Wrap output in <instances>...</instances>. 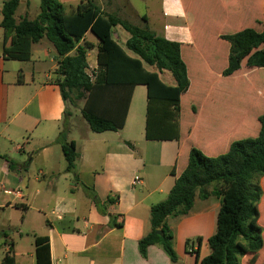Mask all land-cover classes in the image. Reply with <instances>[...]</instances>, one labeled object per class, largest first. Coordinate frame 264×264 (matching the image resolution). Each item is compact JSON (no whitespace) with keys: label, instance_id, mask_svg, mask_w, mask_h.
<instances>
[{"label":"crops","instance_id":"crops-1","mask_svg":"<svg viewBox=\"0 0 264 264\" xmlns=\"http://www.w3.org/2000/svg\"><path fill=\"white\" fill-rule=\"evenodd\" d=\"M33 1L21 0L17 22L38 16L40 8L32 15ZM59 1L68 13L82 2ZM142 1L152 16L141 15L131 0L96 4L104 14L125 20L145 17L158 35L180 43L190 80L181 96L180 138L146 139L147 88L138 85L123 129L96 133L84 118L82 125L70 124L66 142H74L79 155L73 171L67 169L60 137L71 113L56 83L59 58L53 44L42 39L28 60L10 59L11 39L4 43L0 26V250L12 247L16 264H36V236L49 239L52 264H200L198 255L201 260L211 253L208 240L217 232L221 208L217 196L202 200L197 194L187 215L168 218L177 263L159 245H151L144 258L139 241L151 231L152 206L168 198L193 147L214 157L228 152L235 141L259 135L264 68H249L245 60L239 71L223 76L230 44L221 36L246 28L261 32L264 0ZM119 27L113 36L126 48L130 35ZM88 34L87 40L97 45ZM94 52L88 54L89 65L96 69L97 58L90 62ZM159 75L168 86L176 85L169 71ZM135 125L140 133L131 129ZM137 176L140 183L134 185ZM27 227L34 249L24 253L20 242ZM198 237L201 244L186 247L188 239ZM252 257H243L242 264H250ZM255 264H264V248Z\"/></svg>","mask_w":264,"mask_h":264},{"label":"trees","instance_id":"trees-1","mask_svg":"<svg viewBox=\"0 0 264 264\" xmlns=\"http://www.w3.org/2000/svg\"><path fill=\"white\" fill-rule=\"evenodd\" d=\"M20 2L8 0L0 9L4 43L11 39L8 57L28 60L34 44L42 39L50 41L59 58L56 83L65 102L74 104L84 99L82 116L92 131L123 129L135 88L145 85L146 139L179 140L181 96L190 87L180 43L158 35L145 17L142 19L145 25L140 26L104 14L95 0H82L71 13L59 0H41L40 12L34 20L24 17L17 22L15 14ZM261 24V32L246 28L221 36L230 44L229 63L223 76L239 71L245 60L249 68H264V18ZM117 26L130 35L126 48L113 36ZM88 33L99 41L97 45L87 40ZM94 49H97V68L89 74L88 54ZM147 67H155L158 72ZM163 71L173 75L175 86L162 81L159 72ZM259 121L261 130L257 137L233 142L224 154L212 157L198 148L191 149L187 168L176 179L168 198L151 208V231L139 241V251L144 258L151 245H159L173 263L178 262L167 220L171 216L187 215L198 194L202 200L217 196L221 199V208L217 232L208 240L211 253L201 260L198 255L197 261L200 264H242V258L251 254L249 263L255 264L258 252L264 248V230L259 224L264 178V115ZM67 134L68 129L64 128L60 137L64 141L67 169L73 171L79 155L75 143L66 142ZM115 226L121 227V224ZM202 241L201 237L188 239L186 247ZM35 257L36 264H52L47 237L36 236ZM0 264H16L12 247Z\"/></svg>","mask_w":264,"mask_h":264},{"label":"rangeland","instance_id":"rangeland-1","mask_svg":"<svg viewBox=\"0 0 264 264\" xmlns=\"http://www.w3.org/2000/svg\"><path fill=\"white\" fill-rule=\"evenodd\" d=\"M3 1H7V0H0V3H2ZM80 0H75V4H77L78 2H79ZM131 1H133L134 3H135V5H136V7H137V10L139 11V13L141 14V15H144V14H149L150 16H152L153 14V10H152V8L149 6H146V4H145V1H142V0H131ZM95 2H98V0H95ZM40 5H41V0H35V1H33V6H32V15H36L38 12H39V8H40ZM22 7H20V9H19V11H18V14H20L21 13V11H22V9H21ZM33 17V16H32ZM132 18H130L129 20H127V21H129L130 23H132V24H135V25H140V26H144L145 25V22H143L141 19H139V18H137L136 16H131ZM149 25V24H148ZM153 29H156L154 26H151ZM150 27V28H151ZM151 28V29H152ZM119 29L120 30H123V28L122 27H119ZM88 37H89V39H91V40H94V39H96L95 37H94V35L92 34V33H89L88 34ZM97 54H96V52H94L92 55H91V59H90V62H95L96 61V58H97V56H96ZM94 70H95V68H89V70H88V73L89 74H92L93 72H94ZM71 99H73L74 100V95H71ZM84 103H85V101H84V99H81V100H78V101H75V103L73 104L71 101H69L68 103H67V109L69 110V112L71 113V115L70 116H67V122L68 123H66L65 124V129L67 128V129H69V127H70V124H72V123H77L78 124V126L79 125H82V124H84V122H86L84 119H83V117H82V109H83V107H84ZM134 106H135V103H134ZM142 108H143V106H142ZM69 121H70V123H69ZM130 128H131V126H130ZM133 131H136L137 130V132L138 133H140L139 132V126L138 125H135L133 128H131ZM130 129V130H131ZM72 134H78V132H77V130H74L73 132H72ZM261 183H262V188H263V196H262V200H261V202H262V209H261V202H260V205H259V209H260V220H259V224H260V226L263 228V230H264V210H263V207H264V178L262 179V181H261ZM212 200H214V201H216V197L215 198H213ZM263 210V211H262ZM28 229V227L27 228H23V239L21 240V242H20V244H21V246H23V252L24 253H26V252H32L33 251V239H32V235H31V233H30V231L29 230H27ZM13 234H14V232H13ZM27 235H29V237L27 238L26 236ZM206 251L204 252V255H206ZM4 255H5V252H4V250L2 249V250H0V261L3 259V257H4Z\"/></svg>","mask_w":264,"mask_h":264},{"label":"built area","instance_id":"built-area-1","mask_svg":"<svg viewBox=\"0 0 264 264\" xmlns=\"http://www.w3.org/2000/svg\"><path fill=\"white\" fill-rule=\"evenodd\" d=\"M139 183H140V178L137 176V177L134 178V180H133V184H134V185H137V184H139ZM9 193H12V194H16V195H18V194H19V191H9Z\"/></svg>","mask_w":264,"mask_h":264},{"label":"water","instance_id":"water-1","mask_svg":"<svg viewBox=\"0 0 264 264\" xmlns=\"http://www.w3.org/2000/svg\"><path fill=\"white\" fill-rule=\"evenodd\" d=\"M158 233H160V231H158Z\"/></svg>","mask_w":264,"mask_h":264}]
</instances>
